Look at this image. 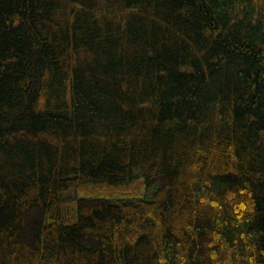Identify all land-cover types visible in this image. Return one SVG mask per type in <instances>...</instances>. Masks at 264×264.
<instances>
[{
  "label": "trees",
  "instance_id": "obj_1",
  "mask_svg": "<svg viewBox=\"0 0 264 264\" xmlns=\"http://www.w3.org/2000/svg\"><path fill=\"white\" fill-rule=\"evenodd\" d=\"M0 264H264V0H0Z\"/></svg>",
  "mask_w": 264,
  "mask_h": 264
}]
</instances>
